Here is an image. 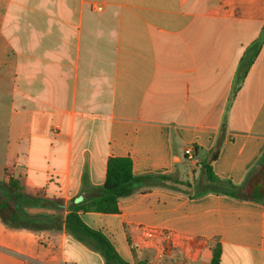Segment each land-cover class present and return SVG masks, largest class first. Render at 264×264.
Returning <instances> with one entry per match:
<instances>
[{
	"label": "crops",
	"instance_id": "obj_1",
	"mask_svg": "<svg viewBox=\"0 0 264 264\" xmlns=\"http://www.w3.org/2000/svg\"><path fill=\"white\" fill-rule=\"evenodd\" d=\"M2 113L8 181L48 206L26 210L39 230L0 220V264H106L65 219L109 159L194 184L221 143L212 170L241 185L263 156L264 0H0ZM118 207L79 216L130 264H210L217 246L220 264H264V202L155 188Z\"/></svg>",
	"mask_w": 264,
	"mask_h": 264
},
{
	"label": "trees",
	"instance_id": "obj_2",
	"mask_svg": "<svg viewBox=\"0 0 264 264\" xmlns=\"http://www.w3.org/2000/svg\"><path fill=\"white\" fill-rule=\"evenodd\" d=\"M259 51V43L249 49L238 71V82L244 80ZM220 145L221 143H218L206 161L202 163L200 177L194 184L166 175L136 176L133 172L131 159H109L105 184L99 189L98 194L89 196L84 201H72L68 206L69 213L65 219L66 230L80 241L92 242V248L104 257L106 264H130L119 256L106 236L86 226L79 213L117 214L119 212L118 204L122 199L130 198L140 191L155 188H166L195 198L215 194L238 201L264 202V154L248 173L244 183L235 185L230 181L218 178L212 170L211 165L219 156ZM57 204L60 205V202ZM38 205L48 206L47 202L42 203L37 198L26 195L20 181L10 178L8 182L0 183V220L4 224L14 228L41 229L40 219L30 216L26 212L27 209L38 207ZM59 229H61V225L55 223L53 230ZM220 261L221 248L217 246L210 264H220Z\"/></svg>",
	"mask_w": 264,
	"mask_h": 264
},
{
	"label": "rangeland",
	"instance_id": "obj_3",
	"mask_svg": "<svg viewBox=\"0 0 264 264\" xmlns=\"http://www.w3.org/2000/svg\"><path fill=\"white\" fill-rule=\"evenodd\" d=\"M4 113L0 114L1 118H4ZM7 141L8 135L7 130L3 127L0 130V183L8 181V175L16 172L17 169L14 168L13 164L10 163V160L7 155ZM54 260L58 261V253L52 254Z\"/></svg>",
	"mask_w": 264,
	"mask_h": 264
},
{
	"label": "built area",
	"instance_id": "obj_4",
	"mask_svg": "<svg viewBox=\"0 0 264 264\" xmlns=\"http://www.w3.org/2000/svg\"><path fill=\"white\" fill-rule=\"evenodd\" d=\"M98 11H102L101 7L97 8ZM185 155L187 156V158L189 160H193L194 159V152H193V148H187L185 151Z\"/></svg>",
	"mask_w": 264,
	"mask_h": 264
}]
</instances>
